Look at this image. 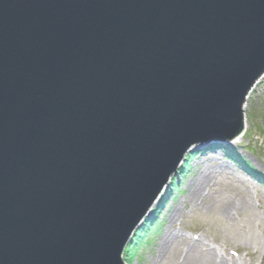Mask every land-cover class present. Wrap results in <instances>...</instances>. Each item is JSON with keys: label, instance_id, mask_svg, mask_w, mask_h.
<instances>
[{"label": "water", "instance_id": "1", "mask_svg": "<svg viewBox=\"0 0 264 264\" xmlns=\"http://www.w3.org/2000/svg\"><path fill=\"white\" fill-rule=\"evenodd\" d=\"M263 74L264 0H0V264H125Z\"/></svg>", "mask_w": 264, "mask_h": 264}, {"label": "rangeland", "instance_id": "2", "mask_svg": "<svg viewBox=\"0 0 264 264\" xmlns=\"http://www.w3.org/2000/svg\"><path fill=\"white\" fill-rule=\"evenodd\" d=\"M254 86L245 137L233 147L264 175V77ZM194 152L125 264H264V186L228 162L220 145Z\"/></svg>", "mask_w": 264, "mask_h": 264}, {"label": "bare ground", "instance_id": "3", "mask_svg": "<svg viewBox=\"0 0 264 264\" xmlns=\"http://www.w3.org/2000/svg\"><path fill=\"white\" fill-rule=\"evenodd\" d=\"M264 77V74L260 77V78H263ZM260 78H259V80H260ZM259 80H257L256 81V83L259 81ZM256 83L254 84V85H256ZM252 86V88H251V90L249 91V93H248V95H247V99L249 98V95H250V93L254 90V88H255V86ZM244 108H246V105L244 104V106H243V109ZM247 127H248V123L246 122V119H244V129H243V132H242V134L240 135V136H238V137H236V138H234L233 140H231L229 143H222L221 144V146L222 147H224V148H227V149H234V144H236V143H239V142H241L243 139H244V137H245V134H246V130H247ZM218 143H214L213 145H217ZM195 149H197V147H193L191 150H189L187 153H186V155H185V157H184V159H183V161L181 162V164L178 166V168H177V171H176V173H182L181 171H183L184 169V167L186 166V163L188 164V161H189V159L192 157V156H194V154H196L195 152L193 153V155L191 154V152H193V150H195ZM203 150H204V148H202ZM236 149V148H235ZM236 151L238 152V150L236 149ZM198 152H201V149H198ZM242 156V155H241ZM188 171V167H187V169H185V173ZM175 173V174H176ZM209 176L207 175V177H204L203 178V180H202V183L203 184H209V182L211 181V179L210 178H208ZM173 178H174V175L170 178V181H169V186H166V189H167V191H166V193H165V195L161 198V200H156L155 201V204L152 206V207H154V209L151 211V212H149V213H151V215H148L147 216V218L145 217L144 219H143V221H142V223H141V225H140V227L141 226H143L145 223H146V221L149 219V217L150 218H152L153 217V215L156 213V212H159V213H161L162 212V208H163V205H164V203L168 200L167 198L168 197H171V189H172V186H171V184L173 185V183H174V181H173ZM165 189V190H166ZM196 191H200V189H194L193 188V192H192V197L193 198H195V195H196ZM198 194V193H197ZM203 196V194L199 197V195H198V198H201ZM160 199V198H159ZM159 206V207H158ZM157 207H158V210H157ZM152 209V208H151ZM156 215V214H155ZM154 215V216H155ZM155 219H154V222H153V224L155 225ZM140 229V228H139ZM138 231V228L135 230V232H137ZM133 235H134V233H133ZM133 235L131 236V238L133 237ZM168 240H169V237L167 238Z\"/></svg>", "mask_w": 264, "mask_h": 264}, {"label": "trees", "instance_id": "4", "mask_svg": "<svg viewBox=\"0 0 264 264\" xmlns=\"http://www.w3.org/2000/svg\"><path fill=\"white\" fill-rule=\"evenodd\" d=\"M226 158L229 159L231 162H233L235 165H237L239 168H241L244 172L252 176L254 179H256L259 183L264 185V175L257 171L251 163L245 159L243 156H241L236 149H225ZM188 164L186 163L185 167ZM182 172V171H181ZM174 180H176L174 178ZM175 183V182H174ZM157 213V212H156ZM154 219L149 218L146 223L142 226L141 229H139L137 232L134 233L132 239L129 241L128 245L125 248V254L130 253L134 249V245L138 243L139 241H142V239L145 237L146 230L150 227V225H153Z\"/></svg>", "mask_w": 264, "mask_h": 264}]
</instances>
